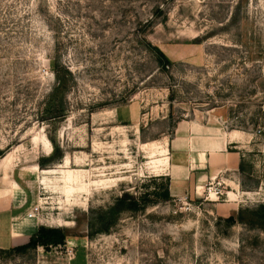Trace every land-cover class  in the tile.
I'll list each match as a JSON object with an SVG mask.
<instances>
[{
    "label": "rangeland",
    "instance_id": "374dc122",
    "mask_svg": "<svg viewBox=\"0 0 264 264\" xmlns=\"http://www.w3.org/2000/svg\"><path fill=\"white\" fill-rule=\"evenodd\" d=\"M197 126L240 171L172 193ZM0 160L68 236L0 264H264V0H0Z\"/></svg>",
    "mask_w": 264,
    "mask_h": 264
},
{
    "label": "crops",
    "instance_id": "0c3cea01",
    "mask_svg": "<svg viewBox=\"0 0 264 264\" xmlns=\"http://www.w3.org/2000/svg\"><path fill=\"white\" fill-rule=\"evenodd\" d=\"M192 136L186 137L178 133L177 139L171 142L173 150L187 151L193 153L195 159L188 165H170L167 169L168 176L171 178V192H177L181 186L179 172H187L189 181H185L183 186L188 195L195 194L197 187L201 190L206 181L222 179L230 181L228 175L236 174L240 171L242 156L232 150L233 139L231 135L222 133L220 130L204 132V128L193 127ZM186 145H181V144ZM184 148V149H182ZM188 152V151H187ZM193 164L195 166L193 167ZM13 166L6 160H0V234H8L9 245L0 249H7L28 243L30 238L37 232L40 224L38 222L25 220L26 212L37 204L36 196L26 198L24 193H20L18 177H15ZM227 192L235 195L236 188ZM229 189V188H227ZM236 196V195H235ZM32 206V207H31ZM5 229V230H4Z\"/></svg>",
    "mask_w": 264,
    "mask_h": 264
},
{
    "label": "trees",
    "instance_id": "16d2710c",
    "mask_svg": "<svg viewBox=\"0 0 264 264\" xmlns=\"http://www.w3.org/2000/svg\"><path fill=\"white\" fill-rule=\"evenodd\" d=\"M135 203L137 204L138 202L135 201ZM228 220L233 222L234 217L232 216ZM67 239L68 236L64 229L40 226L37 232L30 238L28 243L8 249H1V251H5V253L8 254L24 253L28 251H37L39 248H42L46 253H48L53 248L65 247L67 245Z\"/></svg>",
    "mask_w": 264,
    "mask_h": 264
},
{
    "label": "built area",
    "instance_id": "2783aa9c",
    "mask_svg": "<svg viewBox=\"0 0 264 264\" xmlns=\"http://www.w3.org/2000/svg\"><path fill=\"white\" fill-rule=\"evenodd\" d=\"M41 212V207L36 206L31 213L28 215L29 218L34 219L36 218L38 215H40Z\"/></svg>",
    "mask_w": 264,
    "mask_h": 264
}]
</instances>
